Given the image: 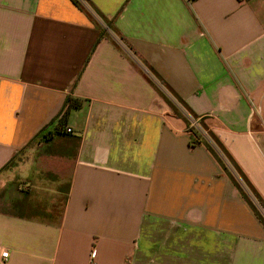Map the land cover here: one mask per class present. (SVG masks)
Returning <instances> with one entry per match:
<instances>
[{
  "label": "crops",
  "instance_id": "0c3cea01",
  "mask_svg": "<svg viewBox=\"0 0 264 264\" xmlns=\"http://www.w3.org/2000/svg\"><path fill=\"white\" fill-rule=\"evenodd\" d=\"M86 1L0 0V181L36 146L27 189H1L0 264H264V226L159 92L264 202V0Z\"/></svg>",
  "mask_w": 264,
  "mask_h": 264
},
{
  "label": "trees",
  "instance_id": "16d2710c",
  "mask_svg": "<svg viewBox=\"0 0 264 264\" xmlns=\"http://www.w3.org/2000/svg\"><path fill=\"white\" fill-rule=\"evenodd\" d=\"M79 8L84 9L86 11H88L78 0H72ZM89 4V3H88ZM91 7V6H90ZM103 22L106 24V26H108V28H110L109 22H107L104 18H103ZM104 32H106L105 29H103ZM104 35V33L102 32L100 34V36ZM121 39V38H120ZM153 83V82H152ZM167 88V87H166ZM168 89V88H167ZM160 92V90H159ZM168 93L169 95L174 98V100H176V102H178L179 104H181L184 109L186 110V112L193 118H196L195 115H193L187 107H185L183 101L177 97V95H175V93H173L170 89H168ZM160 94L162 95V97L165 99V101L168 103V105L171 107V109L173 110V113L176 115H181L184 117L188 130L190 131V144L191 145H195V144H199V143H204V145L210 150V152L220 161V163L222 164L224 170L228 173V175L230 176V178L233 180L234 184L236 185V188L238 189V191L240 192V194L242 195V197L246 200V202L251 206L253 212L255 213L256 217L258 218V220L262 223V225L264 226V216L260 213L259 209L257 208L256 204H258L260 206V208H262V210L264 211V202L262 201L261 197L254 191V189L249 185L248 181L246 180V178L244 177V175L242 174V172L239 170L238 166L234 163V161L227 155V153L224 151V149L221 147L220 143L218 142V140L211 134L208 132V135L210 136V138L213 140L214 144L216 145L217 148L220 149V151H222V153L225 155V157L228 159V162L232 165L233 169L238 173V175L242 178V180L244 181L245 185L248 187V190L251 194V196L240 186V184L238 183V181L235 179V177L231 174V172L229 171L227 165L222 161V159L219 157L218 153L215 151L214 147L207 141L205 140L202 135L199 133V131L195 128H190L189 127V120L188 118L185 116V114L179 110V108L175 105V103L172 101V99L169 98V96H167L166 94L160 92ZM81 100L77 99V98H73L68 96L66 98L64 107L62 108L61 112H60V117L59 120L57 122V127L59 129H61V127L63 126L64 123V119H65V115L66 113L71 109V108H77L80 105ZM200 123V122H199ZM201 125V124H200ZM202 128H204L203 125H201ZM205 129V128H204ZM16 157L10 159V161H8V163H6L5 167H7L9 164L14 163Z\"/></svg>",
  "mask_w": 264,
  "mask_h": 264
},
{
  "label": "rangeland",
  "instance_id": "374dc122",
  "mask_svg": "<svg viewBox=\"0 0 264 264\" xmlns=\"http://www.w3.org/2000/svg\"><path fill=\"white\" fill-rule=\"evenodd\" d=\"M164 94H166L167 96H169L170 99H172V101L175 103V105L179 108L180 111H183L181 108H180V104L178 102H176V100H174V98H172L168 93L164 92V91H160ZM186 116V114H185ZM207 134V133H206ZM202 135V134H201ZM211 143V142H210ZM35 145H31L30 146V149H27L25 150L24 152H22L21 154L19 153L15 160H14V165H12L13 167H10L8 168V171L6 172L8 175L6 177H3L2 180L0 181V195L3 194V185H5V183H8V186L12 187L13 185L20 189V188H24L26 187L27 189V182L25 181V176L22 177L21 175V171L26 169L25 167L26 166H21L22 163L23 165H27L28 161H30L32 159V156L34 155L33 151L32 150H35ZM215 151L218 153L219 157L222 159V161L228 166L229 170L231 169V172L233 174L234 177H236L238 183L240 184V186L245 190L247 191V188L245 187V185L242 183V178L238 175V173L233 169L232 165L228 162V159L225 157V155L222 153V151H220L219 148L216 147V145L213 146ZM43 148V147H42ZM28 150L30 151L29 152V155H28ZM35 156V155H34ZM42 163V162H41ZM50 164V163H49ZM32 165L36 168V167H40V162L39 161H35V160H32ZM42 166H44V164L42 163ZM26 171V170H25ZM24 178V179H23ZM34 187L32 186L31 190L33 189ZM250 196V192L248 191L247 192ZM23 194L25 195L26 193L23 192ZM257 208L259 209L260 213L264 216V211L262 210V208H260V206L258 204H256ZM28 212H30L28 210ZM32 212V211H31ZM30 212V213H31Z\"/></svg>",
  "mask_w": 264,
  "mask_h": 264
},
{
  "label": "built area",
  "instance_id": "2783aa9c",
  "mask_svg": "<svg viewBox=\"0 0 264 264\" xmlns=\"http://www.w3.org/2000/svg\"><path fill=\"white\" fill-rule=\"evenodd\" d=\"M86 9H88L90 12H92L93 14H95L94 13V11H93V9L90 7V5L87 3V1L86 0H78ZM188 1H191V0H188ZM183 111V113L184 114H186V117L188 118V120H189V127L191 128H195V129H197L198 131H199V133L200 134H202V137L205 139V140H207L212 146H214L215 144H214V142H213V140L210 138V136L208 135V132L207 131H205V129H203L202 128V126L200 125V123H199V120L198 119H196V118H193V117H191L187 112H186V110H184V109H182ZM61 129L62 130H64L66 133H70L71 132V129L69 128V127H66V126H62L61 127ZM190 132V131H189ZM207 133V134H206ZM24 189V188H23ZM7 251L6 250H3L2 252H1V256L5 259L6 257H7Z\"/></svg>",
  "mask_w": 264,
  "mask_h": 264
}]
</instances>
